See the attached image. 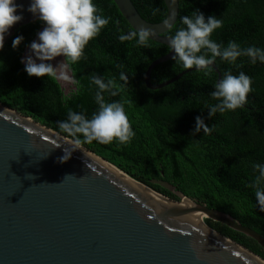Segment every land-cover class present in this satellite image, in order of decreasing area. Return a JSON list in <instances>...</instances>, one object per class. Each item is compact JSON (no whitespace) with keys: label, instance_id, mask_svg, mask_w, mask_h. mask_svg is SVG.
<instances>
[{"label":"trees","instance_id":"obj_1","mask_svg":"<svg viewBox=\"0 0 264 264\" xmlns=\"http://www.w3.org/2000/svg\"><path fill=\"white\" fill-rule=\"evenodd\" d=\"M132 1L149 22L158 23L167 17L164 0ZM93 2L104 17L112 19L86 45L81 60L72 65L79 81L76 90L65 94L56 80L29 76L25 71L21 62L23 50L44 24L37 20L18 28L0 50V102L68 136L61 132L57 122L67 119L69 110L91 118L98 109L94 100L97 89L91 83V75L103 76L106 81L113 79L118 95L105 93V100L124 105L135 136L125 144L93 141L81 145L162 195L179 200L170 190L153 183L154 179L175 185L187 197L230 214L264 236V212L257 204L255 189L249 186L258 175L253 165H264V63L252 64L246 56L238 57L235 63L215 59L221 78L227 71L234 75L243 71L252 79V91L243 107L218 112L210 118L208 106L217 103L210 93L219 80L213 67L207 75L193 70L163 88H148L144 80L148 66L171 49L151 39L148 47L138 46L135 40L121 42L119 35L134 29L114 0ZM179 3L178 20L166 35L172 36L180 27H186L181 17L191 16L199 9L206 20L209 16L222 20L223 26L210 37L222 47L234 41L241 48L264 49V0ZM155 9L159 11L153 14ZM16 36L24 39L14 49L12 41ZM184 70L187 69L172 58L152 70L151 81L163 83ZM121 71L128 76L127 84L119 79ZM197 116L212 128L209 134L201 129L193 135ZM205 223L264 259V249L253 238L209 218H205Z\"/></svg>","mask_w":264,"mask_h":264},{"label":"water","instance_id":"obj_2","mask_svg":"<svg viewBox=\"0 0 264 264\" xmlns=\"http://www.w3.org/2000/svg\"><path fill=\"white\" fill-rule=\"evenodd\" d=\"M14 2L23 6L17 9L23 19L5 34L4 43L18 28L39 20L27 11L31 0ZM114 2L134 30L141 25L151 28L157 35L150 39L168 45L166 33L178 20L179 0H164L168 14L158 23L144 19L132 0ZM37 34L31 42L38 41ZM174 55L171 50L148 66L144 79L148 88H163L196 70L154 84L152 70ZM64 59L61 55L48 62L56 66ZM211 67L221 79L215 62ZM57 82L65 94L76 90L73 84ZM70 141L0 102V264H263L246 247L210 226L208 230L203 218L246 234L264 249V236L256 230L187 197L175 185L154 179L179 198L159 193L168 202L83 145L69 160L58 162L64 149L71 148ZM181 199L191 206L181 205Z\"/></svg>","mask_w":264,"mask_h":264},{"label":"clouds","instance_id":"obj_3","mask_svg":"<svg viewBox=\"0 0 264 264\" xmlns=\"http://www.w3.org/2000/svg\"><path fill=\"white\" fill-rule=\"evenodd\" d=\"M22 7L14 0H0V50L4 47L5 34L23 19L22 14H17V9ZM27 11L33 13L46 25L38 32V41L31 42L29 54L22 59L27 74L36 77L47 76L56 81L78 86L79 81L72 73V65L81 60L86 45L98 36L112 18L104 17L102 10L98 9L93 0H31ZM157 11L159 9H155L153 14ZM181 22L186 27H180L168 38V46L175 52L173 60L180 62L184 69L195 66L197 71H204L207 75L217 57L235 63L238 57L246 56L250 58L252 64L257 61L264 63L262 48L256 46L241 48L234 41H230L227 47H222L210 39L214 30L223 26L222 20L215 16H209L206 20L204 14L197 9L191 16L181 17ZM165 26L171 28L167 20ZM156 35L153 29L141 25L139 29L120 34L119 40L121 42L135 40L138 46L148 47L149 39ZM23 39V36H16L12 41V47L17 48ZM61 55L65 59L56 66L48 62ZM37 60L40 62L38 63ZM90 79L97 89L94 100L98 109L93 112L91 118L83 113L69 110L67 119L57 122L61 132L73 138L72 141L67 142L71 148L64 149V155L58 158L60 163L69 160L73 151L81 149L82 143L96 141L110 144L118 141L125 144L135 136L124 105L119 101L105 100V93L113 97L118 95L119 90L114 80L106 81L103 76L97 74L91 75ZM119 79L125 84L128 83V76L123 71L120 72ZM214 89L210 96L217 103L208 106L210 118L218 112L224 113L243 107L247 103L248 94L252 91V79L243 71L238 75L227 71L214 84ZM195 120L193 135L201 129L205 135L212 131L202 117L197 116ZM253 169L258 175L249 186L255 189L257 204L260 211L264 212V165L256 163Z\"/></svg>","mask_w":264,"mask_h":264},{"label":"bare ground","instance_id":"obj_4","mask_svg":"<svg viewBox=\"0 0 264 264\" xmlns=\"http://www.w3.org/2000/svg\"><path fill=\"white\" fill-rule=\"evenodd\" d=\"M144 186H145V185H144ZM146 187H147V186H146ZM147 188H148V187H147ZM149 189H150V188H149ZM150 190H151V189H150ZM154 193H155V192H154ZM156 194H157V193H156ZM157 195H159V196L162 197L163 199H166V201L169 202V200H168L165 196H162V195H160V194H157ZM173 202H174V200H172V202L170 201V203H173ZM179 203H180L181 205H184V206H191L190 204L184 202L182 199L180 200ZM194 213L202 214V213H200V212H194ZM203 223H204L205 227H206L208 230H210L209 227H208V225L205 223L204 218H203ZM246 252H247L251 257H253L254 259H256V260H258L259 262H261V263L264 264V260H263V259H261V258L255 256V255L252 254L251 252H248V251H246Z\"/></svg>","mask_w":264,"mask_h":264},{"label":"rangeland","instance_id":"obj_5","mask_svg":"<svg viewBox=\"0 0 264 264\" xmlns=\"http://www.w3.org/2000/svg\"><path fill=\"white\" fill-rule=\"evenodd\" d=\"M157 193V192H156ZM158 194H159V192H158ZM204 221H205V217H204Z\"/></svg>","mask_w":264,"mask_h":264}]
</instances>
